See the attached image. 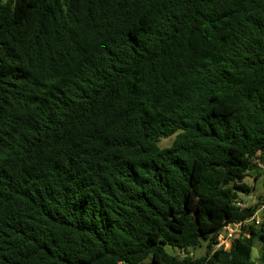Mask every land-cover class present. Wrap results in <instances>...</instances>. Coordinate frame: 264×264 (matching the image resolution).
I'll use <instances>...</instances> for the list:
<instances>
[{
	"label": "trees",
	"instance_id": "1",
	"mask_svg": "<svg viewBox=\"0 0 264 264\" xmlns=\"http://www.w3.org/2000/svg\"><path fill=\"white\" fill-rule=\"evenodd\" d=\"M257 160L264 0H0V264H264Z\"/></svg>",
	"mask_w": 264,
	"mask_h": 264
},
{
	"label": "rangeland",
	"instance_id": "2",
	"mask_svg": "<svg viewBox=\"0 0 264 264\" xmlns=\"http://www.w3.org/2000/svg\"><path fill=\"white\" fill-rule=\"evenodd\" d=\"M171 140H172L171 137L161 139L160 145L161 146L169 145L171 143ZM244 182L245 184L248 185L249 192H246V193L240 192L239 197L242 200H244L246 203H249V204L256 203L264 194V187L262 185V177L254 179L252 176H249L244 179ZM205 250H206L205 244L202 243L200 246L190 249V252L192 253L194 258H198L205 254ZM258 256H259V246L255 244L252 250V257L255 262H257ZM147 263L148 261H145L143 264H147Z\"/></svg>",
	"mask_w": 264,
	"mask_h": 264
},
{
	"label": "built area",
	"instance_id": "3",
	"mask_svg": "<svg viewBox=\"0 0 264 264\" xmlns=\"http://www.w3.org/2000/svg\"><path fill=\"white\" fill-rule=\"evenodd\" d=\"M258 166H264V161L257 160ZM262 203L258 207V211H261L264 208V194L262 195ZM241 207H246L247 203H237ZM258 223V218H255ZM247 223V221H239L233 223L225 224L220 232L217 235V242L213 245V248H223L228 249L231 246V243L239 236L242 231V227Z\"/></svg>",
	"mask_w": 264,
	"mask_h": 264
}]
</instances>
